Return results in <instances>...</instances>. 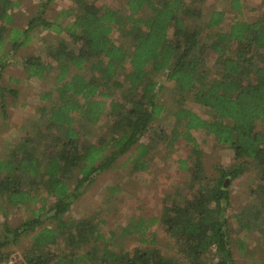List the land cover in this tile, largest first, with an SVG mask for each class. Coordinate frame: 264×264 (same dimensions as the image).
I'll return each instance as SVG.
<instances>
[{"label":"trees","instance_id":"obj_1","mask_svg":"<svg viewBox=\"0 0 264 264\" xmlns=\"http://www.w3.org/2000/svg\"><path fill=\"white\" fill-rule=\"evenodd\" d=\"M53 1L39 0L21 30L12 24L19 1L0 0V67L5 44L16 50L37 27L68 37L47 45L48 61L32 54L23 60L28 77L44 78L54 69L57 84L41 94L48 106L37 108L31 129L5 156L0 151V211L28 214L16 225L0 223V264L14 253L20 264H236L227 177L231 182L254 174L258 198L232 216L238 233L264 235V10L249 18L242 0H228L225 8L205 0L99 6L95 0H69L70 6L48 19ZM114 32L123 40L117 43ZM164 81L173 89L172 124L165 116L168 104L159 101ZM187 97L200 114L184 106ZM102 118L108 133L92 140L90 126ZM77 121L87 129L76 127L83 124ZM197 129L233 150L231 165L215 168L217 177L205 170L191 133ZM179 137L192 145L179 161L189 173L192 196L183 199L185 183L175 187L170 203L163 197L159 216H131L118 236H134L139 244L127 250L113 241L115 232L103 233L105 220L69 216L84 188L118 157L131 152L132 168L147 171L157 143L170 146ZM153 224L166 232L164 245L155 230L148 231ZM26 236L29 243L19 245ZM10 244L18 248L6 249ZM163 247L176 253L165 254Z\"/></svg>","mask_w":264,"mask_h":264},{"label":"rangeland","instance_id":"obj_2","mask_svg":"<svg viewBox=\"0 0 264 264\" xmlns=\"http://www.w3.org/2000/svg\"><path fill=\"white\" fill-rule=\"evenodd\" d=\"M19 7L12 12L15 14L13 25L21 30L27 27V23L37 10L39 0H18ZM244 2V13L249 18L255 17L264 10L262 0H242ZM119 0H95L96 5L116 4ZM228 0H205L206 5L213 3L217 8H225ZM69 0L53 1L46 13L48 19L61 8L71 5ZM63 21V20H61ZM25 43L12 51L8 49L9 43L4 46L7 51L3 55V66L0 67V151L5 156L8 147H12L19 137L25 135L30 129L31 122L37 118V108L39 106H48V101L41 100V94L46 91H53L56 86L54 79V69H52L44 78L28 77L23 69V60L29 55H42L44 61L46 58V49L49 43H56L68 37L61 34L60 37L49 30L37 27L28 33ZM113 38L118 43L123 38L118 32L113 33ZM127 42V39L124 40ZM2 57V53H0ZM162 77H156L158 81H162ZM165 92L160 93L159 101L168 104V112L166 111L168 122L172 124L170 117L171 111L174 109L175 103L171 96V83L164 81ZM8 89H16L15 95L11 94ZM184 106L190 108L195 113L200 114V107L193 103L190 98L184 102ZM82 122V121H77ZM43 122L40 121L41 125ZM76 124V127L87 129V123ZM163 127H166L165 121ZM93 129V139L100 138L108 133V126L103 118L96 124L90 126ZM170 126L166 128L169 130ZM192 135L196 138L203 152V164L208 175L217 177V166H230L234 160L233 150L214 141L211 137H204L201 129L191 130ZM149 133H145L142 140L148 141ZM156 140V139H155ZM192 145L186 140L179 137L172 141L170 146L159 141L154 147L153 152L148 155L149 169L147 171H136L132 168L131 152L117 158L109 168L96 176L92 183L88 184L81 195L73 202L69 216L76 219L87 216H95L101 220H105L102 225L103 233L108 236L109 231H113L117 236L113 237V241L130 250L134 245L139 244L136 237L126 235L119 238L122 225L127 224L131 216H159L163 206L162 199L167 195L166 203H170L173 196H177L175 187L187 188L184 192V198H191L193 189L192 183H188L189 173L180 166L179 161L185 159L190 153ZM254 174L246 172L243 176L228 181L226 188L230 192L231 205L227 210L230 218L231 245L233 249L236 264H262L264 262V235L258 231L248 232L244 234L242 231L238 233L236 230V221L232 215L236 214L247 202L257 199L252 190L255 188ZM110 188L114 191L111 192ZM28 215L25 211L11 209L7 216L4 211H0V223L7 220L9 224L16 225ZM232 216V217H231ZM155 230L157 235L162 238V243L168 241L166 232L157 224H153L148 231ZM148 232V234L150 233ZM119 235V236H118ZM29 237H22L19 245H27ZM243 241V243H241ZM18 246L10 244L6 249H16ZM167 254L169 252L176 253L172 248L166 251L163 247L161 250ZM14 253L7 263L2 264H20L22 260ZM264 264V263H263Z\"/></svg>","mask_w":264,"mask_h":264},{"label":"water","instance_id":"obj_3","mask_svg":"<svg viewBox=\"0 0 264 264\" xmlns=\"http://www.w3.org/2000/svg\"><path fill=\"white\" fill-rule=\"evenodd\" d=\"M229 181V177H227L225 180H224V186H226V184L228 183Z\"/></svg>","mask_w":264,"mask_h":264}]
</instances>
